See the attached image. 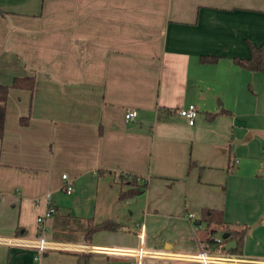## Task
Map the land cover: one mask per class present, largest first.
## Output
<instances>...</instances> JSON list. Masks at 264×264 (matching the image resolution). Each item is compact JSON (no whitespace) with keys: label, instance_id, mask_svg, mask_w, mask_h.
Instances as JSON below:
<instances>
[{"label":"crops","instance_id":"crops-1","mask_svg":"<svg viewBox=\"0 0 264 264\" xmlns=\"http://www.w3.org/2000/svg\"><path fill=\"white\" fill-rule=\"evenodd\" d=\"M263 40L264 0H0V84L34 77L32 90L10 87L6 99L0 264H75L79 251L88 264H134L139 245L143 264H201L203 207L245 228L223 264H264V70L232 60ZM189 103L193 124L176 112ZM62 173L73 181L68 208ZM121 174L145 190L118 200ZM49 192L48 239L81 250L34 262V248L16 242L35 238ZM81 192L88 203L77 212ZM90 216L121 227L86 241Z\"/></svg>","mask_w":264,"mask_h":264},{"label":"trees","instance_id":"trees-1","mask_svg":"<svg viewBox=\"0 0 264 264\" xmlns=\"http://www.w3.org/2000/svg\"><path fill=\"white\" fill-rule=\"evenodd\" d=\"M250 53L246 57H233V62L249 69L264 70V40L259 44L249 43ZM218 58L217 55L202 54L200 60L203 62H214ZM10 87L22 88L32 90L34 87V77L27 76H14L10 83L0 84V138L4 131V117L6 109V99L8 90ZM223 111V110H220ZM218 112H210L207 115L208 118L213 117ZM28 120V115L21 116L19 122L25 124ZM118 200H124L133 198L141 194L146 187L144 179L138 178L136 175L121 174L118 177ZM54 207V204H53ZM55 208V207H54ZM199 223L204 224L205 236L203 244L210 247H221L229 240L236 241V248L228 250L229 252L239 253L243 244V236L245 233L244 227H234L228 224L223 219V211L219 208L203 207L200 211ZM121 225L118 221L106 218L101 221H95L92 216L86 218V224L84 227V239L90 240L92 234L99 230H118ZM223 232H229V236L215 240V236L222 234ZM80 259L75 264H88L89 255L82 253Z\"/></svg>","mask_w":264,"mask_h":264},{"label":"built area","instance_id":"built-area-1","mask_svg":"<svg viewBox=\"0 0 264 264\" xmlns=\"http://www.w3.org/2000/svg\"><path fill=\"white\" fill-rule=\"evenodd\" d=\"M176 112L181 117L185 118L188 124H193L198 111L196 106L192 103H189L185 106H180L176 109ZM136 115L135 110H127L124 113V118L126 120L132 119ZM62 184L61 189L65 193H70L73 187V181L70 179L66 173L61 174ZM44 200L46 202V208L42 213L36 215V234L35 238L32 242L27 241H18L17 245L21 246H31L34 248L33 260L36 262L43 254H45L49 249H67V250H81L80 247L76 245H69L66 243H58L54 241H50L46 237L47 231V219L54 212L53 203L49 198V193H46L44 196ZM189 216H193L189 213ZM221 237L216 236L215 240L220 241ZM132 257H134V264H143V259L148 255V251L142 246L139 245L136 249L131 251ZM196 258L200 261L201 264H223L228 263L234 258L229 253V251L225 250L221 247H210L206 246L203 243L199 246L198 252L196 254Z\"/></svg>","mask_w":264,"mask_h":264},{"label":"rangeland","instance_id":"rangeland-1","mask_svg":"<svg viewBox=\"0 0 264 264\" xmlns=\"http://www.w3.org/2000/svg\"><path fill=\"white\" fill-rule=\"evenodd\" d=\"M61 196H60V200H61V203L63 204V206L64 207H67L68 208V204H69V202L70 201H68V199H69V195L68 194H66L64 191L60 194ZM77 195L79 196V201H77L76 203H75V210H77V212H80V211H78V210H82L83 208H84V205L86 204V203H88V200H87V195H85V193L84 192H81V193H77ZM39 198V197H38ZM49 198H50V200L52 201V195H51V193L49 192ZM44 200V199H43ZM41 201H42V198H40V200H39V203H41ZM35 203H37L36 201H34V204ZM90 206H91V208H93V203H91L90 204ZM86 224V223H85ZM73 226H74V228L76 229V231L77 230H83V227H82V224L76 219V221H74L73 222ZM53 231V230H52ZM48 234H49V231L47 230L46 231V237L48 236ZM218 237H220V234L219 235H217ZM48 238V237H47ZM53 250H59V249H56V248H52V249H49L47 252H46V254L47 255H49ZM83 253V251H79L78 252V259H80L81 257H80V254H82ZM41 257H43V255L41 256ZM89 264H98L97 263V261L93 258V257H91L90 259H89ZM108 264H110V263H108Z\"/></svg>","mask_w":264,"mask_h":264},{"label":"water","instance_id":"water-1","mask_svg":"<svg viewBox=\"0 0 264 264\" xmlns=\"http://www.w3.org/2000/svg\"><path fill=\"white\" fill-rule=\"evenodd\" d=\"M227 236H229V232H223L221 234L222 238H225ZM236 246H237L236 241L232 239V240H229L228 242H226V244L223 246V248L225 250H230V249L236 248Z\"/></svg>","mask_w":264,"mask_h":264}]
</instances>
